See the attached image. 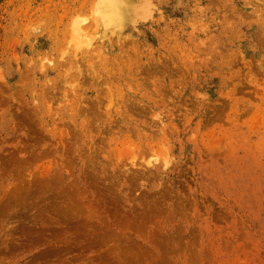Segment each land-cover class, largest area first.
Returning <instances> with one entry per match:
<instances>
[{"label": "rangeland", "instance_id": "1", "mask_svg": "<svg viewBox=\"0 0 264 264\" xmlns=\"http://www.w3.org/2000/svg\"><path fill=\"white\" fill-rule=\"evenodd\" d=\"M0 264H264V0H0Z\"/></svg>", "mask_w": 264, "mask_h": 264}, {"label": "bare ground", "instance_id": "2", "mask_svg": "<svg viewBox=\"0 0 264 264\" xmlns=\"http://www.w3.org/2000/svg\"><path fill=\"white\" fill-rule=\"evenodd\" d=\"M104 18V17H103Z\"/></svg>", "mask_w": 264, "mask_h": 264}]
</instances>
